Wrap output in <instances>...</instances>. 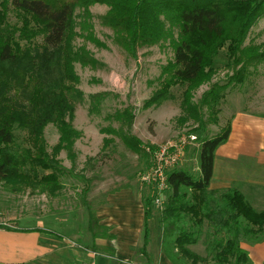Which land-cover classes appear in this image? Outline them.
Returning <instances> with one entry per match:
<instances>
[{"label": "trees", "instance_id": "trees-1", "mask_svg": "<svg viewBox=\"0 0 264 264\" xmlns=\"http://www.w3.org/2000/svg\"><path fill=\"white\" fill-rule=\"evenodd\" d=\"M96 4L109 7L102 24L135 58L140 48L172 41L174 59L163 69L162 87L147 108L168 100L174 87H185L188 101L191 90L211 82L224 49L229 62L243 69L264 62V52L245 46L252 26L264 16V0H0V183L51 196L62 190L67 174L57 155L72 152L82 137L74 126L76 103L84 100L76 64L103 66L76 44L78 27L87 29L77 14ZM238 77L232 82L244 83L246 75ZM210 94L200 106L211 109L217 124L223 97L214 90ZM102 96L93 99L100 102ZM49 125L60 134L53 153L45 138ZM230 135L229 124L220 135L199 139L196 174L184 167L168 173L170 189L159 213L163 254L171 264H253L243 244L264 242V210L237 188L211 189L216 152ZM132 140V149L143 151L142 143ZM150 189L143 196L147 221L156 209L157 194ZM201 242L205 255L192 248Z\"/></svg>", "mask_w": 264, "mask_h": 264}, {"label": "rangeland", "instance_id": "rangeland-1", "mask_svg": "<svg viewBox=\"0 0 264 264\" xmlns=\"http://www.w3.org/2000/svg\"><path fill=\"white\" fill-rule=\"evenodd\" d=\"M108 12V6L96 4L88 13L80 11L77 14L78 22L85 21L87 29L78 27L81 36L77 37L76 44L90 51L103 66L92 69L76 64L81 79L78 88L84 100L76 103L74 126L81 131L82 137L74 143L72 152L63 150L57 155L67 174L62 190L51 196L31 188L18 191L1 182L0 223L42 226L51 231L79 230L86 233L91 228L105 231L100 226L103 221L99 213L106 216L103 218L106 221L105 204L112 194L127 198L131 211L134 214L139 212L140 204L129 203L128 195L131 193L133 199L140 200L141 191L149 189L140 181L141 173L152 164L144 147L159 146L188 132L195 133L199 139H211L220 135L229 124L233 134L227 144L220 147V153L227 158L223 159L224 164L233 163L235 168L225 170L221 189L238 188L258 211H263L264 177L259 179L260 182H254L245 169L248 172L254 169L253 154H259L260 161L264 162V134L262 129L252 131L249 124L243 126L242 118L237 125L236 121L240 114L264 118V62L243 69L242 64L236 66L233 61L229 62L224 49L216 61L217 73L211 82L191 90L188 101L185 87H174L168 100L147 108V101L162 87L166 77L163 69L174 59L172 41L140 48L135 58L114 41L113 31L102 24V17ZM88 34L92 39L85 38ZM248 45L264 52V16L252 26L245 43ZM241 73L246 75L244 83L232 82ZM212 90L215 95L219 93L223 97L218 105L217 124L212 121L211 109L200 106L204 99H212V94L209 95ZM99 94L103 95L100 102L93 99ZM128 114L133 116L131 121ZM244 127L248 129L245 131ZM45 138L49 152L53 153L60 140L54 125L46 128ZM132 139L142 143L143 151L132 149ZM199 150L200 146L189 148L188 153H192L176 168H190L196 174ZM119 206L123 208L124 205ZM155 210L159 211L157 207ZM158 221L155 212L148 223L152 236L159 231ZM192 248L199 254H206L204 242ZM245 250L253 264H264L261 257L264 248L259 249L260 255L256 259ZM163 260L167 261L165 257Z\"/></svg>", "mask_w": 264, "mask_h": 264}, {"label": "crops", "instance_id": "crops-1", "mask_svg": "<svg viewBox=\"0 0 264 264\" xmlns=\"http://www.w3.org/2000/svg\"><path fill=\"white\" fill-rule=\"evenodd\" d=\"M239 119L243 126L249 124L252 131L262 129L264 134V118L240 114L236 125ZM244 129L246 131L248 128L244 127ZM245 131L242 132L245 133ZM232 134L233 129L230 138ZM221 148H218L215 157L214 177L211 183L213 190H223L221 189V179H224L225 170L235 168L233 163L224 164L223 159L227 158L221 155ZM252 156L255 158V167L249 172L247 169L245 171L250 174L248 177L253 179L252 181L260 182L259 179L264 177V162L260 161L259 154L256 153ZM141 192L140 200L135 197L133 199L131 193L128 195L129 203L140 204L138 214L131 211L127 198L112 194L109 200L107 199L104 209V213L108 216L106 221L103 220L106 216L102 212L99 213V217L103 221L100 226L104 227L105 231H98L99 228L97 231L91 228L86 233L79 230L51 231L42 226L21 227L19 224L0 228V264H85L86 262L95 264H144V262L145 264H171L163 260V235L159 211L155 210L159 218V231L154 232V236H152L148 228L151 219L146 220L143 196L151 192V189ZM124 194L126 195V193ZM119 205H124L126 208L124 206L120 208ZM120 213L121 216H119ZM243 248L249 250L252 258L256 259L257 255H260L259 249L264 248V242L256 246L243 244ZM150 256L152 257L150 258ZM261 257L264 260V254ZM153 259L154 262H152Z\"/></svg>", "mask_w": 264, "mask_h": 264}, {"label": "built area", "instance_id": "built-area-1", "mask_svg": "<svg viewBox=\"0 0 264 264\" xmlns=\"http://www.w3.org/2000/svg\"><path fill=\"white\" fill-rule=\"evenodd\" d=\"M199 138L195 133H185L179 138L168 141L159 146L144 147L146 153L151 156V166L140 175L142 185H147L156 192L155 205L159 211L164 210L166 192L170 189L168 173L187 159L188 150L192 146L201 147ZM3 224V225H2ZM13 227L0 223V228ZM85 264H95L88 262Z\"/></svg>", "mask_w": 264, "mask_h": 264}]
</instances>
